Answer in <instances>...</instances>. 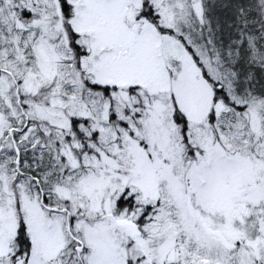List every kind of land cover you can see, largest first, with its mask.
<instances>
[{
    "label": "snow or ice",
    "instance_id": "1",
    "mask_svg": "<svg viewBox=\"0 0 264 264\" xmlns=\"http://www.w3.org/2000/svg\"><path fill=\"white\" fill-rule=\"evenodd\" d=\"M0 264H264V0H0Z\"/></svg>",
    "mask_w": 264,
    "mask_h": 264
}]
</instances>
